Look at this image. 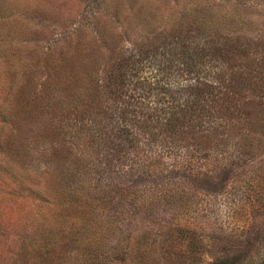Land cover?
Returning <instances> with one entry per match:
<instances>
[{"label": "rangeland", "instance_id": "obj_1", "mask_svg": "<svg viewBox=\"0 0 264 264\" xmlns=\"http://www.w3.org/2000/svg\"><path fill=\"white\" fill-rule=\"evenodd\" d=\"M191 1L193 6L237 3L264 29V0H0V264H180L189 255L190 238L202 246L198 264L218 257L233 239L242 243L240 264L261 253L256 244L264 233V185L258 195L248 181L264 177V148L236 161L212 146L198 153L211 159L194 172L173 170L168 158L150 155L145 170L115 175L105 156L115 160L118 150L144 159L145 149L135 143L114 147L101 132L92 137L89 151L97 154L95 163L90 164L87 149L64 160L77 145L53 108L54 89L44 86L58 63L54 53L68 49L63 40L86 42L95 26L105 48L110 34L108 48L130 50L134 32L145 35L152 25L161 30L160 25L180 24L184 4ZM113 18L121 31L109 22ZM106 124L113 126L104 119L100 129ZM56 150L60 157H54ZM162 176L198 190V207H192L196 200L179 205L184 204L179 191L177 196L165 190L162 196L156 190L165 184ZM238 182V194L255 199L252 207L245 198L228 203V191ZM230 196L239 200L233 191ZM141 236L148 243L139 248ZM165 246L170 259L160 263Z\"/></svg>", "mask_w": 264, "mask_h": 264}, {"label": "trees", "instance_id": "obj_2", "mask_svg": "<svg viewBox=\"0 0 264 264\" xmlns=\"http://www.w3.org/2000/svg\"><path fill=\"white\" fill-rule=\"evenodd\" d=\"M193 3L184 4L178 25H160L161 30L159 25H152L145 35L134 32L130 50L108 48L109 41L114 40L110 34L105 36V48L95 26L87 45L79 37L63 40L68 49L54 53L58 63L53 73L44 78V86L54 89L50 92L56 97L53 108L63 115L69 137L74 136L72 144L77 145L72 146L73 151L69 149L64 160L82 156L87 149L90 164L95 163L98 156L89 151L92 137L97 134L98 139L101 132L103 140L114 143V147L135 143L145 149L144 159L123 156L118 150L115 160L109 159L110 154L105 156L115 175L126 174L127 169L132 172L134 167L145 170L150 155H155V159L168 158L173 170L194 172L211 159L198 153L208 152L212 146L220 148L217 151L221 157L236 161L249 159L264 148V29L247 8L237 3ZM117 20L109 22L118 23L121 31L122 24ZM63 107L67 108L66 113ZM104 119L113 126L106 124L107 129H100ZM54 157H60L58 150ZM123 161L127 168H123ZM161 179L165 184H157L156 190H161L162 196L165 190L175 195L179 191L184 203L179 205L184 207L198 199V190L190 193L194 191L176 183L174 178ZM263 179L256 176L248 181L258 195ZM240 188L239 182L230 188L228 203L236 204L245 198L251 205L254 198L238 194ZM231 191L237 193L239 200L230 196ZM198 205L196 200L192 207ZM142 238L145 236L136 239L137 243L140 241L139 248L148 243ZM235 240L238 239H233L231 245L225 246V252L208 264L244 261L242 243L234 244ZM196 242L190 238L189 255L180 264H198L202 246H195ZM256 245H261L256 248L261 253L250 257V264H264V233ZM162 250L166 258L162 257L160 263L170 259L171 253L169 247Z\"/></svg>", "mask_w": 264, "mask_h": 264}]
</instances>
